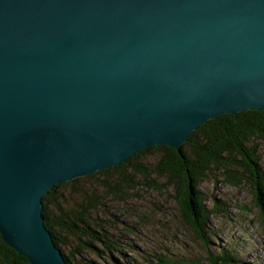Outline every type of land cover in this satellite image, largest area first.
Listing matches in <instances>:
<instances>
[{"label": "water", "instance_id": "95a60500", "mask_svg": "<svg viewBox=\"0 0 264 264\" xmlns=\"http://www.w3.org/2000/svg\"><path fill=\"white\" fill-rule=\"evenodd\" d=\"M264 112V0H0V235L67 264L42 217L56 185Z\"/></svg>", "mask_w": 264, "mask_h": 264}, {"label": "rangeland", "instance_id": "374dc122", "mask_svg": "<svg viewBox=\"0 0 264 264\" xmlns=\"http://www.w3.org/2000/svg\"><path fill=\"white\" fill-rule=\"evenodd\" d=\"M251 142L264 169V139ZM158 159V152L152 150L141 154L132 166L81 177L77 185L58 189L60 204L67 209L84 206L111 239L118 238L126 257L150 259L162 253L206 264L208 249L220 252V247H228L236 252L239 264H264V225L247 181L232 185L215 170L200 182L198 190L206 205L212 208L221 201L225 208L206 222L207 248L193 232L185 206L167 179L156 174Z\"/></svg>", "mask_w": 264, "mask_h": 264}, {"label": "trees", "instance_id": "16d2710c", "mask_svg": "<svg viewBox=\"0 0 264 264\" xmlns=\"http://www.w3.org/2000/svg\"><path fill=\"white\" fill-rule=\"evenodd\" d=\"M255 138L264 139V112L246 111L226 114L209 120L195 130L180 152L167 146H155L139 152L125 163L114 167L132 166V162L148 151L159 154L156 174L167 179L168 185L185 206L187 219L193 232L208 248L209 236L205 234L206 222L218 212H224V204L216 201L212 208L198 190L200 182L219 170L226 181L237 185L241 179L253 187L256 204L264 225V169L252 145ZM236 170L240 173L236 174ZM109 169L87 176L105 175ZM80 178L56 185L42 197V217L46 229L52 235L55 246L67 264H202L196 259L156 254L153 258H131L123 254L121 242L111 239L101 224L94 222L84 206L79 209L63 208L60 204L61 187L77 185ZM221 205V206H220ZM100 228V229H99ZM99 229V230H98ZM100 245L103 249H98ZM99 247V246H98ZM220 252L207 251L206 264H239L236 252L220 247ZM204 263V262H203ZM0 264H29L9 248L0 235Z\"/></svg>", "mask_w": 264, "mask_h": 264}, {"label": "bare ground", "instance_id": "6f19581e", "mask_svg": "<svg viewBox=\"0 0 264 264\" xmlns=\"http://www.w3.org/2000/svg\"><path fill=\"white\" fill-rule=\"evenodd\" d=\"M240 113V112H239Z\"/></svg>", "mask_w": 264, "mask_h": 264}]
</instances>
